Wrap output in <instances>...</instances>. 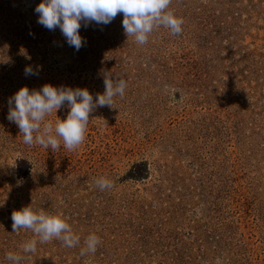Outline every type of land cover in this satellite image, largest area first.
Wrapping results in <instances>:
<instances>
[{"label": "rangeland", "instance_id": "374dc122", "mask_svg": "<svg viewBox=\"0 0 264 264\" xmlns=\"http://www.w3.org/2000/svg\"><path fill=\"white\" fill-rule=\"evenodd\" d=\"M40 2L0 0V264L9 252L19 264H264V0H171L181 34L161 26L144 45L123 13L81 22L79 51L37 22ZM105 75L125 94L93 109L77 150L26 145L7 119L22 87L95 101ZM100 177L114 186L101 191ZM27 206L64 218L79 245L24 253L39 237L14 232L11 214ZM90 234L100 243L82 256Z\"/></svg>", "mask_w": 264, "mask_h": 264}, {"label": "clouds", "instance_id": "9594fccd", "mask_svg": "<svg viewBox=\"0 0 264 264\" xmlns=\"http://www.w3.org/2000/svg\"><path fill=\"white\" fill-rule=\"evenodd\" d=\"M170 4L171 0H41L35 12L40 25L50 31L59 28L67 43L79 51L85 42L79 34L81 22L85 27L93 22L107 25L118 13H123L124 33L127 37H134L139 45L146 44L148 36L161 26L168 29L171 35L181 34L183 19L169 10ZM24 72L26 76L38 75L31 67H26ZM104 85V93L97 94L95 101L87 89L73 90L45 84L40 90L30 92L27 87H22L9 98L7 119L17 125L26 145L35 144L56 151L63 141V146L68 151L77 150L85 140L89 114L96 107H112L114 97H123L127 86L125 80L114 81L108 75H105ZM65 104L70 109L65 120L45 122L47 115ZM95 183L101 191L114 186L105 177L97 178ZM11 219L14 232L29 229L39 237V241L33 239L22 244L24 253H33L38 242L44 244L53 239L59 240L68 248L76 247L80 243V237L73 233L70 225L59 215L44 211L36 213L27 206L14 210ZM99 243L100 238L97 235H88L81 255L94 254ZM6 259L13 264H19L23 257L9 252ZM216 264H221L219 258Z\"/></svg>", "mask_w": 264, "mask_h": 264}]
</instances>
